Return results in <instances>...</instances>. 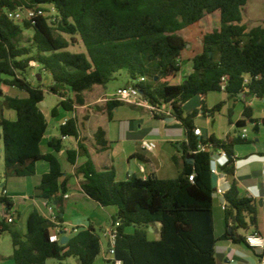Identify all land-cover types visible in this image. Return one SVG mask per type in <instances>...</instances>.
Here are the masks:
<instances>
[{
	"label": "trees",
	"instance_id": "16d2710c",
	"mask_svg": "<svg viewBox=\"0 0 264 264\" xmlns=\"http://www.w3.org/2000/svg\"><path fill=\"white\" fill-rule=\"evenodd\" d=\"M248 1L0 0V129L5 179L34 177L38 163H46L49 171L42 175L35 197L56 206L64 232V201L71 177L65 174L63 160L73 166L80 156L87 157L75 176L83 177L81 189L92 201L103 208L117 209L112 219V224L120 223L115 256L123 264H224L223 256L216 251L219 244L248 247L244 234L251 229L258 233L259 201L240 193L238 184L244 179L235 178L233 149L251 141L241 135L233 140L199 138L195 134L198 111L184 116V107L192 99L223 92V77H227L224 93L229 97L246 93L264 98V26L249 29L243 24ZM44 5L54 8L53 22L38 16L21 24L7 14ZM214 13L219 14L220 27L203 35V49L193 58V72L181 85H172L170 80L181 71L188 45L181 33ZM25 30L33 35L26 38ZM77 44H82L85 51L70 50ZM35 66L51 77L48 85H34L28 79ZM121 71L129 77L125 87H137L153 108L171 107V116L185 129L186 141L173 156L181 168L177 178L131 175L127 181L118 182L116 170L98 171L81 145L77 150L67 149L62 158L64 138H80L76 117L61 124L59 136L45 139L49 125L39 105L46 93L60 99L51 111L52 118L58 117L59 110L73 114L77 106L85 105V92L94 86L106 87ZM4 86L26 97H11ZM121 105L120 101L109 100L105 106L94 105L90 110L105 113L111 120L113 111ZM221 107L217 105L211 113ZM201 109L206 112L205 106ZM5 110L14 111L16 120L7 119ZM152 113L155 119H161ZM245 117L254 125L255 133L264 126V119H253L249 109ZM246 125V121H239L236 126L243 129ZM96 136L101 138L100 145L108 144L102 128ZM43 143L49 152L43 153ZM220 151L230 157L220 167L230 186L224 195L225 232L217 238V188L212 186L211 162L213 154ZM1 203L8 210L13 208L11 197ZM157 224L160 237L154 240L150 229L155 230ZM13 226L8 219L0 221V233L11 236L15 264H47L49 260L64 264L69 258L78 259L79 264H95L102 253V238L92 226L72 234L65 245L52 239L50 224L38 210L28 216L24 234ZM4 259L0 255V261Z\"/></svg>",
	"mask_w": 264,
	"mask_h": 264
},
{
	"label": "crops",
	"instance_id": "0c3cea01",
	"mask_svg": "<svg viewBox=\"0 0 264 264\" xmlns=\"http://www.w3.org/2000/svg\"><path fill=\"white\" fill-rule=\"evenodd\" d=\"M192 28L193 27H190L188 29ZM192 48L193 45L189 43L187 45V50ZM202 49L203 46L201 42V46L198 52H190V54H188L187 63L183 64L179 74H177V76L170 80V83L172 85H181L182 83H184L186 78L193 72V58L196 55L200 54L202 52ZM34 71L38 70L35 69ZM42 74L45 77L44 84H46L47 82L50 83L48 80H46L47 76L49 75H47L46 73ZM127 78L128 83V75ZM33 84L40 85L35 83ZM89 94H95V97L92 98L93 101L96 100L94 101V104L93 102H90L88 96ZM220 94H224L225 98L221 99L219 97ZM114 95H108L106 88L103 86H94L90 91L84 93L85 105L77 106L76 111L73 114L68 113V115L64 118L61 123L63 124L67 119L71 117H76L79 120L80 138L78 140H75L73 138L65 139L64 142L69 143V146L65 145V149L60 154V156L65 157V152L67 149L77 150L78 145H81L83 148L86 149L88 157L94 163L95 168L98 171H106L108 169L114 168L116 170L118 182L127 181L131 175H136L137 177L142 179H148L149 177H157L158 179L177 178L181 173V168L174 163L173 156L178 155V150L181 151L180 144L186 141L185 129L181 127L176 120H169L170 118H174L171 116L169 106H162L160 108L159 114L161 119H155L153 113L148 108L139 107L130 103L122 104H129L136 108L148 111L151 115V119L156 123V126L150 131L144 132L142 127L139 126L138 130L136 128V124H130V131L132 132V136L130 137L126 136L127 133L126 130H124L123 134H121V138L125 140L129 146L126 150H124L126 158V169L123 171L122 174H120L114 153L116 152V149L120 145L122 140L119 139L118 141H116L114 138H112V132L111 130L109 131L107 129V126L96 125L95 127H90V123L98 116H106L107 125H110L113 122V115L112 119L110 120L107 114L94 113L92 110H90V108L91 106H94L95 102L99 101L102 97L107 99L106 102L109 100H115ZM45 103L46 100H44V102L41 103L39 107L45 115L49 125V118H51V111L53 108L47 106ZM219 104H222L220 110L218 112L211 113V111ZM203 106H205L206 112L201 109ZM246 109H249L253 119H264V98L259 99L253 95H249L246 93H241L237 97H229L224 92L211 93L205 98L197 97L188 102L184 107V116L198 111V115L195 119V127L199 128L202 131L203 136H214L221 140H233L237 136H239L242 132V129L237 128L236 125L239 121H246L247 125L245 128L248 130V139L251 141V144L247 146H235L233 149L235 158L234 167L236 169L235 178L237 180L244 179L238 184L240 193L243 196H248L252 198L256 197L260 202V200L264 201V141L261 136L262 132L264 131V126L260 125L258 132H256V134L253 136V134H251L250 128H254V125L251 124L245 117ZM9 111L11 110H5V117L12 121L16 120V113L10 114ZM61 111L62 110H59L58 116L61 115ZM80 113L84 114L83 120H81ZM220 116H223L222 121H220ZM133 126L134 131H132ZM99 128H102L106 133V140L108 144L105 147L99 144L101 138H97L96 136V133ZM56 136L57 135H53L51 132V134L47 135L45 139L48 140ZM201 136H199V138ZM145 143L151 145L152 149H146L144 147ZM47 152H49L48 148L45 152L43 151V153ZM218 153L219 152L214 153L213 155H217ZM86 160L87 157L80 156L77 160L76 165H70L69 169L65 170V174L71 177L69 181L70 190L66 194L69 197L65 198L64 201L65 211L63 214V227L65 231L59 236V234L55 230L50 228V233L53 240H58L59 238L62 239V237L64 236H67L69 238L72 234H74L72 232V230L74 229H77L79 231L82 229H87L90 226L96 229V222L90 216L79 215L76 219H69L68 221L65 220V213L69 208L77 209L81 208L80 205H83L85 203H95L89 197H87L81 189V183L84 181L83 177L75 176L76 169L79 166L83 165ZM48 171L49 167L46 163H38L37 174L34 177L39 175L40 179L39 183L35 187L36 189L40 184L42 175L47 173ZM171 174L173 175L172 177ZM229 186V180L227 179L226 175L220 172V175L218 176L217 188L229 190ZM2 187L6 188L7 186L4 184L2 185ZM36 193L30 197V208L26 211L25 215H23L21 205L27 206L28 204H19L18 202H15V195L13 193H11V195L9 192V197L12 198L13 208L11 210H8V208L1 203L0 221L8 219L10 216H12V213H15L14 223H12L15 226L21 221L23 217V220L21 221L23 224V229H20L18 231L24 234L27 229V218L30 213L34 210H38L41 213L42 210L43 200L37 199L35 197ZM222 201L223 199L221 197L215 196L214 224L215 235L217 238L222 236L225 232V221L224 211L222 208ZM95 204L100 206L97 203ZM101 208L104 210L107 209L103 207ZM217 208L220 211L218 228H216ZM257 211L258 234L264 236V204H259V208L257 209ZM116 214L117 210L114 214L110 215L111 223L107 227H103L102 225L99 227L101 230H103V233L112 225V219ZM151 229L152 231H150V238L158 240L160 237V225H155V230L153 228ZM253 233L254 229H251L244 235L248 236ZM107 246L108 242L106 239L105 244L102 241V253L99 256L102 264H106ZM216 251L217 253L223 256L224 264H255L259 259V254L245 245H233L230 243H223L217 246ZM11 256L12 255H10L9 257L3 256L5 259L0 261V264H15V262L11 259Z\"/></svg>",
	"mask_w": 264,
	"mask_h": 264
},
{
	"label": "rangeland",
	"instance_id": "374dc122",
	"mask_svg": "<svg viewBox=\"0 0 264 264\" xmlns=\"http://www.w3.org/2000/svg\"><path fill=\"white\" fill-rule=\"evenodd\" d=\"M43 9L46 11V17L50 18V22L55 20L56 12L52 10L53 7L51 5H44ZM22 24V23H21ZM243 24L246 25L249 29L255 26H264V0H249L247 5L243 9ZM220 27V17L218 13H214L211 15H207L203 21L192 29H187L181 33V35L185 38L187 43H191L193 45L192 49L187 50V48L183 52V64L187 63V56L190 52H198L203 35L205 33L213 32ZM24 35L26 38L31 37L33 32L31 30H25ZM69 38V37H67ZM73 52H84V47L82 44H77L70 48ZM37 69L38 71H34ZM28 79L32 81V83L40 84V85H48L47 82L44 84L45 77L40 72L39 67L35 66L33 70H31L28 74ZM46 80L51 82V77L47 76ZM128 78L127 73L125 71H121L116 74L115 79L111 81L105 88L107 90L108 95H114L117 93L119 89L127 84ZM101 87V86H100ZM4 91L7 95L11 97H21L25 98L26 94L20 92L19 90L11 87L4 86ZM90 102L94 104L92 98L95 97V94H89ZM221 99L225 98L224 94H220ZM46 105L52 108L56 107L59 103L60 99L50 93H46L45 95ZM106 100L102 97L99 101L95 102V105L105 106ZM125 103V102H122ZM43 107V106H42ZM165 107V106H163ZM150 110V109H149ZM10 114H15L13 111H9ZM68 115V113L61 111V115L56 118H49V132L48 135H60V124L64 120V118ZM83 113H80L81 120H83ZM223 116H220V121L223 120ZM138 122V123H136ZM130 124H136L137 129L139 130V126L143 128L144 132L150 131L152 128L156 126V123L151 119V115L148 111L136 108L129 104H122L117 109L113 111V122L110 125H107L106 116H98L91 123L90 127H95L96 125L107 126L108 130H111V137L116 141L119 139L122 140L120 145L117 147L116 152L114 153L115 160L117 163V167L119 169L120 174L126 169V158L125 152L128 148V143L121 138V134H123L124 130H126V136H132V132L130 131ZM251 134L253 136L256 134L253 128H250ZM134 131V126L132 128ZM262 139L264 141V131L261 134ZM254 138V137H253ZM66 146H69V143H65ZM3 141H2V131L0 129V188L2 185H6V189L8 192L13 193L15 195V202L19 204H28L27 206L21 205V209L23 211V215H25L26 211L30 208L31 199L30 197L36 193V186L39 183L40 176L36 177H10L5 179L4 177V153L2 150ZM47 145L43 143L42 150L45 152L47 150ZM63 158V157H62ZM63 160V159H62ZM63 167L65 170H68L70 165L64 163ZM173 175L171 174V177ZM9 194V195H10ZM12 195V194H11ZM26 199V200H24ZM81 208H69L65 213V220L76 219L79 215L90 216L96 222V231L101 236L103 243L105 244L106 238L104 236L103 230L99 227L102 225L103 227H107L111 223L110 215L116 212L115 207H108L107 209H102L100 206L95 203H85L80 205ZM220 211L216 210V228H218ZM23 220V217L21 221ZM19 222L17 225L13 226L15 229L20 230L23 229L22 222ZM244 233V232H242ZM13 253L12 247V239L8 232L0 233V254L9 257ZM47 264H59L56 260H49ZM64 264H79L78 259L69 258L64 261ZM95 264H102L100 257L97 259Z\"/></svg>",
	"mask_w": 264,
	"mask_h": 264
},
{
	"label": "built area",
	"instance_id": "2783aa9c",
	"mask_svg": "<svg viewBox=\"0 0 264 264\" xmlns=\"http://www.w3.org/2000/svg\"><path fill=\"white\" fill-rule=\"evenodd\" d=\"M54 10V8L52 9ZM9 18L16 23H22L24 21H31L38 16H44L46 17V11H43V7L40 8H33V9H18L16 11H8L7 12ZM145 79H141V81H144ZM248 82V80H245V84ZM227 85V77L222 78V83L220 85L221 90L224 92L226 90ZM114 99L116 101L125 102L134 104L139 107H145L150 109L151 112H155L156 114H160V108H153L146 100L142 98L141 91L135 87H123L117 91V93L114 95ZM170 113H171V107ZM66 122V121H65ZM65 122L63 124H65ZM195 134L197 136L202 135V131L199 128L195 129ZM242 138H248V130L246 128L242 129L241 132ZM66 138H64L65 140ZM144 147L148 150L152 149V146L149 144L144 145ZM200 150H205L204 147L200 146ZM230 157L227 156L224 152L220 151L217 155H213V159L211 162V171L212 174H215L217 176L220 175V167L226 165L229 162ZM237 164V162H236ZM190 180H193V176H190ZM217 188V187H216ZM228 190H224L223 188H217L216 190V196H219L223 199L222 201V208L225 209L226 202L224 200V195ZM9 197V192L6 188L1 187L0 188V204L1 201L5 198ZM68 195H65V198H68ZM256 198V197H253ZM41 215L44 217V219L50 224V228L55 230L59 236L63 233L61 231V223L58 218V212L55 205L50 204L48 201H43L42 203V210ZM15 219V213H12V216L8 218V223H14ZM120 226V223L112 224L105 232L104 236L107 239L108 246H107V258H106V264H123V261L120 259H117L115 256V247L118 237V228ZM65 231V230H64ZM73 233H77L78 230L74 229L72 230ZM58 240H61L59 238ZM246 244L248 247L257 252L259 254V259L255 264H264V236L253 233L246 237Z\"/></svg>",
	"mask_w": 264,
	"mask_h": 264
},
{
	"label": "water",
	"instance_id": "95a60500",
	"mask_svg": "<svg viewBox=\"0 0 264 264\" xmlns=\"http://www.w3.org/2000/svg\"><path fill=\"white\" fill-rule=\"evenodd\" d=\"M141 94H142V93H141ZM169 120H170V121H175V118H170ZM187 162L190 163V164H193V163H194V160H193V159H192V160L187 159ZM217 185H218V176L215 175V174H212V186H213L214 188H216ZM259 204H260V205L264 204V201H263V200H260ZM150 231H152V229H150ZM68 240H69V238H68L67 236L62 237V239H61V244H62V245H65V243H66Z\"/></svg>",
	"mask_w": 264,
	"mask_h": 264
}]
</instances>
